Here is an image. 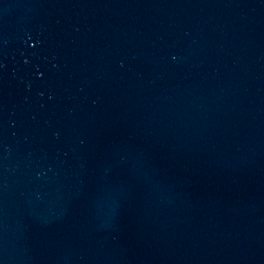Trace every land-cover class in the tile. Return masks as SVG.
Here are the masks:
<instances>
[{"label": "water", "instance_id": "1", "mask_svg": "<svg viewBox=\"0 0 264 264\" xmlns=\"http://www.w3.org/2000/svg\"><path fill=\"white\" fill-rule=\"evenodd\" d=\"M0 264H264V0H0Z\"/></svg>", "mask_w": 264, "mask_h": 264}]
</instances>
